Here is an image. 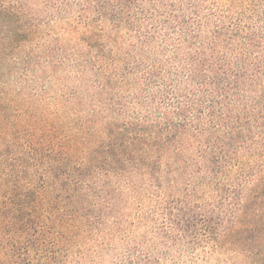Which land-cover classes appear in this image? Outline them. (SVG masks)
<instances>
[{
	"label": "trees",
	"instance_id": "1",
	"mask_svg": "<svg viewBox=\"0 0 264 264\" xmlns=\"http://www.w3.org/2000/svg\"><path fill=\"white\" fill-rule=\"evenodd\" d=\"M67 2L47 7L77 49L52 64L92 78L84 97L55 100L24 95L31 59L53 57L27 52L40 29L0 0L2 264L46 259L127 210L128 193L161 187L164 161L200 177L170 208L175 242L264 264V29L191 0Z\"/></svg>",
	"mask_w": 264,
	"mask_h": 264
},
{
	"label": "rangeland",
	"instance_id": "2",
	"mask_svg": "<svg viewBox=\"0 0 264 264\" xmlns=\"http://www.w3.org/2000/svg\"><path fill=\"white\" fill-rule=\"evenodd\" d=\"M3 1L17 7L25 19L32 20L34 26L40 29L41 35L36 37L27 52L33 50V53L36 52L35 56H43L40 57L42 62L44 57H53L43 65L34 64L35 61L31 59L27 75L22 81L24 95L40 93L43 97L51 96L59 100L66 98L73 90L84 97L88 88L87 81L91 80L92 73L80 75L79 62L69 64L65 60L61 68H54L52 64L77 49L70 40L67 27L63 26L68 21L61 20V16L54 9L47 7L57 0ZM67 1L74 8L75 2ZM191 1L204 2L207 10L217 8L220 9V14L229 12L233 18L239 17L242 22L247 21L264 29V0ZM48 18H53L54 23H48ZM16 66L19 70L23 64ZM18 70L11 78L6 76L4 81L12 84L21 81ZM43 74L46 78H43ZM88 106L84 105L80 109L87 111ZM162 164L164 173L160 188L148 183L135 201L131 193H128L126 201L132 205L127 210L119 214L114 211L103 216L101 226L89 228L87 233L71 243L52 246L54 254L46 259L29 256L30 260L26 264H248L240 251L223 247L220 243L201 244L200 241L197 244L185 239L175 242V234L178 232H175L173 221L175 212L170 211V208L175 207V199L183 195L184 186L196 185L200 182V177L192 176L187 180L181 174L184 172L182 165L170 161ZM200 192L208 194V189H200ZM118 217H122L120 226L114 224Z\"/></svg>",
	"mask_w": 264,
	"mask_h": 264
}]
</instances>
